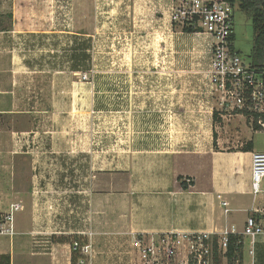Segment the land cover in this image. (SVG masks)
Listing matches in <instances>:
<instances>
[{
    "label": "crops",
    "instance_id": "1",
    "mask_svg": "<svg viewBox=\"0 0 264 264\" xmlns=\"http://www.w3.org/2000/svg\"><path fill=\"white\" fill-rule=\"evenodd\" d=\"M40 2L0 0V113L14 111L24 95L18 90L26 89L22 83L30 81L29 70L36 68L16 46L30 38L25 39L26 33H36L26 28L35 19L23 11L40 7ZM6 19L7 27L2 26ZM145 82L149 86L140 88L154 90L146 98L150 108L145 113L141 108L132 145L123 149L127 154H119V166L127 158L125 164L82 175L81 180L89 181L86 198L79 192V155L72 156L76 189L64 198L56 191L59 185L50 187L46 181L49 162L43 154L58 150L0 145V212L20 205L14 211V234L0 235V264H72L74 239L91 244L89 264H139V252L132 246L136 236L244 230L251 208L260 201L252 194V154L260 152L254 142L250 151L236 149L235 139L220 134L209 83L185 82L188 91L175 104L174 82ZM191 89H201L207 97L195 99ZM91 148L87 168L95 163L94 144ZM54 158L51 165L59 156ZM243 239L242 260L235 264H264V234L256 240L254 257L251 240ZM220 264H227L225 256Z\"/></svg>",
    "mask_w": 264,
    "mask_h": 264
},
{
    "label": "rangeland",
    "instance_id": "2",
    "mask_svg": "<svg viewBox=\"0 0 264 264\" xmlns=\"http://www.w3.org/2000/svg\"><path fill=\"white\" fill-rule=\"evenodd\" d=\"M26 11L25 17L35 19L26 28L36 33H26L25 39L30 38L16 48L36 68L29 70L30 81L22 83L26 89L18 90L24 95L14 111L0 113V145L58 150L43 157L49 162L47 183L59 185L56 191L64 198L77 185L72 156H80L79 192L84 198L89 181L81 180L82 175L86 178L94 175L93 170L97 173L125 164L127 158L119 166V154H127L123 149L132 145L135 119L150 108L146 98L154 90L140 88L147 86L145 81L174 82L175 104L188 91L185 82L209 83L208 40L182 31L177 24L171 26L169 13L156 0H41L40 7ZM234 19L236 48L251 63V20L238 5ZM7 22L2 26H9ZM85 74L89 79H84ZM189 91H194L195 99L207 97L201 89ZM209 91L217 111V96ZM215 120L223 137L238 142L236 149H243L242 144L250 140L256 151H264V131L256 133L249 120L240 116ZM93 144L95 163L87 168ZM54 156L59 158L51 165Z\"/></svg>",
    "mask_w": 264,
    "mask_h": 264
},
{
    "label": "built area",
    "instance_id": "3",
    "mask_svg": "<svg viewBox=\"0 0 264 264\" xmlns=\"http://www.w3.org/2000/svg\"><path fill=\"white\" fill-rule=\"evenodd\" d=\"M156 1L169 13L171 26L177 24L182 31L208 40L209 84L217 96L220 117L240 116L249 120L254 129L264 131V68L246 63L236 48L234 14L238 4L228 0ZM84 79H89L88 74ZM263 178L264 151L254 152L252 194L260 201L251 208L242 232L232 228L221 233L171 231L157 239L136 236L132 246L139 252L140 264H213L215 245L225 256L231 235L248 237L251 240L249 253L254 257L256 240L264 234ZM19 208V204H13L9 211L0 212V235L14 234V211ZM72 248L79 256L76 264H89L90 243L74 239Z\"/></svg>",
    "mask_w": 264,
    "mask_h": 264
},
{
    "label": "trees",
    "instance_id": "4",
    "mask_svg": "<svg viewBox=\"0 0 264 264\" xmlns=\"http://www.w3.org/2000/svg\"><path fill=\"white\" fill-rule=\"evenodd\" d=\"M237 3L240 9L251 20L254 32V46L251 53V64L256 68H264V0H228ZM236 40V35L234 36ZM214 116H217L215 112ZM253 148V142H248L244 146L245 151H250ZM240 242V243H239ZM244 239L241 235H231L228 250L225 254L227 264H235L237 260H242ZM222 253H219L217 244L215 245V255L213 264H220ZM78 255L74 253L72 264H76Z\"/></svg>",
    "mask_w": 264,
    "mask_h": 264
}]
</instances>
